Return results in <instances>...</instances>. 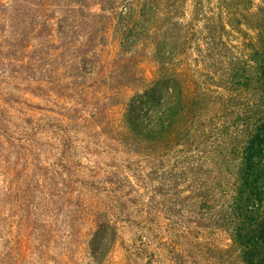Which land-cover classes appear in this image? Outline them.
<instances>
[{"label":"rangeland","instance_id":"374dc122","mask_svg":"<svg viewBox=\"0 0 264 264\" xmlns=\"http://www.w3.org/2000/svg\"><path fill=\"white\" fill-rule=\"evenodd\" d=\"M262 57L264 0H0V264H248Z\"/></svg>","mask_w":264,"mask_h":264},{"label":"trees","instance_id":"16d2710c","mask_svg":"<svg viewBox=\"0 0 264 264\" xmlns=\"http://www.w3.org/2000/svg\"><path fill=\"white\" fill-rule=\"evenodd\" d=\"M255 63L259 73L257 77L259 88L264 89V57L255 60ZM261 107H264V97L259 109L255 111L259 120L257 130L259 134L254 136V141L258 142L255 144L254 152H248L243 158L239 174L241 185L237 188L239 199L243 200L246 207L251 206V209L248 214L243 215V222L240 224L242 230L235 231L233 245L248 247L246 250L249 256L248 264H264V108ZM165 126L164 123H157L153 133L161 135L164 128L167 129ZM170 126L173 127V123Z\"/></svg>","mask_w":264,"mask_h":264}]
</instances>
